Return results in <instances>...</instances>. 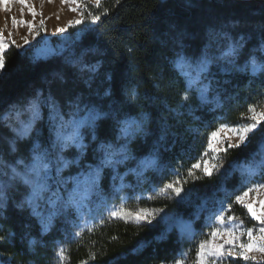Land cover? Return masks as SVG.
Here are the masks:
<instances>
[{"label": "trees", "instance_id": "16d2710c", "mask_svg": "<svg viewBox=\"0 0 264 264\" xmlns=\"http://www.w3.org/2000/svg\"><path fill=\"white\" fill-rule=\"evenodd\" d=\"M102 2L103 7L110 8L109 15L97 24L85 21L80 32L56 54L35 58L30 51L21 52L15 46L6 51L5 74L0 76V117L13 108L23 109L38 93L42 96L40 116L27 139L16 138L10 120L0 122V159L5 164L22 158L27 161L36 142L50 152L54 150L56 136L50 108L44 103L46 98L55 101L64 116L75 111L76 104L80 109L97 107L103 114L96 127L85 133L84 150L78 153L75 148H66L61 153L70 162L62 176L76 175L89 165L99 164L102 153L98 148L102 142H126L120 138L119 120L144 113V131L129 143L135 159L117 168L122 181L128 183L120 192L135 207L165 211L151 224L106 220L91 232L85 229L81 237L74 235L79 231L77 227L71 232L70 226L75 224L70 221V212H62L54 217L50 230L44 232L40 220L24 203L30 191L28 186L20 181L8 183V176L4 175L0 177L5 181L0 195V236L6 239L0 242V254L8 264H58L59 246L67 249L69 259L64 264H170L181 253H187L188 262L195 258L197 245L204 238L202 230L209 211L219 206L221 200L232 203L234 196L246 187L241 184V169L254 167L257 175L249 182H264V176L259 174L264 170L261 124L249 135L250 143L221 153L223 167L219 172L184 184L181 196L191 189L189 202L179 203L180 197H175L171 190V199L157 195L175 178L172 169H177L181 178H187L188 168L207 150L208 136L219 124H237L250 115L249 105H264V71L254 74L250 66L240 70L246 60L241 57L236 66L221 61L212 67L205 81L209 84L210 103H201L199 92L193 90L189 93L190 104L181 106L186 85L172 63L176 49L164 42L168 25L176 23L187 33L184 43L190 55H198L209 43L213 29L229 32L236 38L248 35L247 47L251 48L259 41L257 29L264 21V0H121L119 5L115 0ZM89 8L100 11L91 4ZM125 44L134 48L133 55L127 52ZM222 47V43L215 45L216 55ZM93 65L98 66L95 72L85 67ZM132 89L137 93L135 100L126 94ZM109 90L111 95H105ZM10 141H15V152L10 150ZM151 153L156 155V168L143 169L139 177L129 171L137 169ZM0 171L8 173L9 169ZM196 174L201 175L200 170ZM113 176L111 168L104 169L101 195L119 206L121 200L115 188L121 180L113 181ZM205 201L208 210L197 219V208ZM165 214L168 219H163ZM231 214L248 226L253 223L239 204H233ZM184 219L192 220L193 239L183 230ZM92 253L96 255L94 260L90 259Z\"/></svg>", "mask_w": 264, "mask_h": 264}, {"label": "snow or ice", "instance_id": "6c2138e0", "mask_svg": "<svg viewBox=\"0 0 264 264\" xmlns=\"http://www.w3.org/2000/svg\"><path fill=\"white\" fill-rule=\"evenodd\" d=\"M11 0H0V4L5 6V10H8V5ZM63 4L73 5L70 7V11L77 12L78 18L74 21H69L65 27L57 28L53 32V35L59 33L63 34L76 25L84 24L88 21L90 24H97L101 21L102 17L109 15L110 8L103 7L102 0H61ZM121 0H115V4L119 5ZM21 5L27 6L28 11L33 17V21H27L24 19L17 20L15 16L12 17V26L17 29L19 26H26L29 35L33 38L39 37L41 32H46L44 27L45 21L40 20V28L37 29L34 23L37 16V12L31 6H28L27 0H19ZM89 4L94 8L100 9L98 12L90 10ZM21 15H23V8L21 9ZM59 18V17H57ZM259 41L253 47L248 48L250 37L248 35H240L238 38L233 37L229 32L215 29L210 30V40L203 49L200 50L198 55H190L186 51V45L184 43L187 33L180 30L176 23H170L167 27L165 36V43H171L176 49L175 57L172 61L175 70L182 76L185 81V90L181 94V106L189 105L191 97L189 93L193 90L199 92V98L201 103H210L208 99L209 84H205L208 77L211 75V69L217 63L223 61L231 66H236L241 57H246L245 66L240 70H246L247 67H251L252 72L255 74L258 71H264V21L258 26ZM13 33L9 32L6 38L3 35V31L0 30V76L5 74L6 67V51L10 46H15L17 49L30 43L28 36H24L23 44L17 43L12 38ZM217 43H222L223 47L219 55H216L214 47ZM127 52L130 55L134 54V48L131 45L125 44ZM247 49V51H246ZM89 71L95 72L98 66H85ZM109 79L111 77L109 76ZM210 83V82H209ZM130 100L137 98L135 89L126 93ZM105 95H111V91H106ZM42 94H37L36 97L29 101L27 110L32 113V119L25 122L19 120L20 112L17 110L16 121L17 126L13 127V131L17 139H27L33 131L34 120L39 116V107L41 104ZM50 108V120L53 122L55 129L56 139L53 142V148H59V152L53 154L48 149L42 148L39 142L33 144L30 149V156L27 161L25 159H19L14 164H5L0 159V169L7 167L8 173L0 171V177L4 175L8 176V183L13 181H20L30 189L25 202L32 210V214L35 215L41 222L44 232L50 230L54 217L62 212H66L69 209H74L77 213L78 219L81 221L79 225H75L79 228V231L75 232V237H81L87 229L91 232L98 225H103L106 220L116 219H132L136 223L147 222L151 224L153 220L160 213H164V209H144L141 208L135 212L127 209L117 208L115 206H106V201L101 195L100 181L102 179L103 171L105 168H111L114 172L113 181L120 179L117 168L119 165L124 164L130 159H135L131 155L129 149V143L137 136L138 133L144 131V125L147 120V115L141 113L140 117L125 116L119 120L120 124V138L126 142L120 145H114L111 142H102L99 145L98 151L102 153L99 164L89 165L87 171L83 172L77 177H71L65 179L62 176L63 170L69 166L61 154L64 149L72 145L83 149L85 146L82 143L80 135V129L82 127L95 128L96 122L100 120L101 113L95 108H85L86 116L78 118V113L81 111L79 104L75 105V111L70 114V119L65 120L64 114L59 110L55 101L51 98L44 100ZM247 113L250 115L247 117L250 122L246 124H240L232 127L228 124L221 123L217 126L216 130L211 131L208 136L207 150H205L196 163H193L187 170V178H181L177 169H172L175 176L174 179L164 185L159 190L157 195L168 196L169 190L174 193L175 197H180L178 201L181 204L187 203L191 199V189L185 196H181V193L185 191L184 184L195 182L203 177H212L214 172H219L223 167V159L220 158V153L227 154L230 148H239L241 145H245L246 142L250 143L249 134L255 133L261 124H264V108L258 111V105H249ZM244 116L245 114H241ZM12 118V114H6L0 117V122L8 121ZM70 129L71 131H66ZM225 132L231 133V136H224ZM146 134V133H145ZM233 136L237 142L233 143ZM95 139V137H93ZM227 147H224V144ZM10 150L16 151L15 141L9 142ZM262 151H264V144L260 145ZM209 151L213 154V163L208 159ZM264 166V161L261 162ZM157 159L155 153H151L148 157H145L138 164L137 169H130L138 177L142 175V170L145 168H156ZM200 170L201 175H197L196 171ZM55 173V176L53 175ZM242 180L241 184L245 185L244 190L240 194L234 196L232 203H227L226 200L219 201V207H215L209 211V215L206 217L205 227L210 229L205 232L204 235L208 239H202L199 241L196 249L195 258L191 261V264H233V262L243 261L245 264L251 261L252 264H264V199L259 198V193L264 190V183H250V179L257 175L256 169L251 166H244L241 169ZM264 176V170L259 173ZM55 179L57 185H67L69 181L72 183V190L65 198L59 191H52L50 181ZM5 187V181L0 178V195H2ZM119 191V189H117ZM257 194V200L252 201L249 199L250 194ZM226 193V198H227ZM92 196L97 197L96 208L90 207ZM154 198V197H149ZM42 204H46L50 211L47 216L40 211ZM233 204H239L246 209L248 215L255 223L251 227H247L244 221L234 214H230L233 208ZM105 209L107 216H97L101 209ZM207 201L198 206L196 212V218H200V213L207 211ZM95 221L90 223L89 219ZM168 215L165 214L163 219H168ZM183 222V221H182ZM189 225L187 232L188 238L193 239L195 232L190 228V222H183ZM5 236H0V242L5 241ZM259 254L260 259H257L256 255ZM56 257L58 264H64L69 259L67 255V249L65 246H59L56 251ZM95 253H92L90 259H95ZM231 258V261H229ZM81 264H88V261H81ZM173 264H187V253H181L179 258L175 259Z\"/></svg>", "mask_w": 264, "mask_h": 264}, {"label": "rangeland", "instance_id": "374dc122", "mask_svg": "<svg viewBox=\"0 0 264 264\" xmlns=\"http://www.w3.org/2000/svg\"><path fill=\"white\" fill-rule=\"evenodd\" d=\"M28 6H31L35 9V11L37 12V16L35 18V25L36 28L39 29L40 28V20L43 19L45 21L44 27L46 29V32H41V35L39 37H35L33 38L32 35H29L28 33V29L26 26H19L17 29H14L12 26V17L15 16L17 20L19 19H24L27 21H33V17L31 15V13L28 11V7L21 5L19 3V0H11V2L8 5V10H5V6L0 4V30L3 31V35L7 38L9 32L13 33L12 38L15 39L17 41V43L19 44H23V37L24 36H28V39L30 41L29 44L24 45L23 47L19 48V50L21 52H26V51H30V53L35 57V58H48L54 54H56L61 48H63V46L65 45V43L71 39L73 36H75L76 34H78L81 30V25H76L72 28H69L67 32L63 33V34H55L53 35V32L55 31V29L57 28H61V27H65L68 25L69 21H74L75 19L78 18V13L77 12H72L70 11V7H72L73 5H68V4H63L61 2V0H27ZM90 5V4H89ZM23 8V15H21V9ZM59 17V18H57ZM206 84V83H205ZM33 100V99H31ZM29 100V101H31ZM29 103V102H28ZM28 103L27 105L23 108V109H19V108H13L11 109L9 112H7L6 114L11 113L12 114V118L10 119V123L12 128L17 126V121H16V111L18 110L20 112L19 115V120L21 121H29L32 119V113L30 111L27 110L28 108ZM90 108H95L97 111L98 108L97 107H90ZM262 108H264V105L260 108H258V111L261 110ZM40 112H41V108L39 107V116H40ZM74 112V111H73ZM71 112V113H73ZM100 112V111H99ZM64 116L65 120L70 119V114ZM101 113V112H100ZM5 114V115H6ZM87 113L84 111V109H81V111L78 113V118L80 117H84L86 116ZM102 113H101V117H102ZM38 116V117H39ZM37 117V118H38ZM36 120V119H35ZM34 120V121H35ZM250 120L247 118L244 121H241L237 124H228L232 127H235L237 125L240 124H246L249 123ZM52 130L55 134V129L53 126V122H52ZM97 125V122H96ZM96 127V126H95ZM93 129L92 127H82L80 129V135L82 138V143L84 146H86V140H85V133L90 130ZM66 131H71L70 129H66ZM224 136H231V133L225 132L223 134ZM250 135V134H249ZM16 136V135H15ZM237 140L236 138L233 136V143H236ZM224 147H227V144L225 143L223 145ZM49 150L50 149L48 147H43ZM70 149H76L78 151V153H80L83 149L77 147L76 145H72L70 147H67ZM53 154L58 153L59 152V148L57 147V150H53L51 151ZM222 153V152H221ZM220 153V156H221ZM208 159L215 163L216 161L213 160V154L209 151V156ZM143 160V159H142ZM68 161V159H67ZM94 166V165H93ZM254 168V167H252ZM87 170H81L79 173H76V175H65L63 176L65 179L71 178V177H77L79 175H81L83 172H85ZM53 175L55 176V173L53 172ZM252 183H264V182H252ZM51 187H52V191H59L61 193V195H63L65 198L67 197L68 193L72 190V183L69 181V183L67 185H57L55 179L50 181ZM128 183L125 181H121L119 183V185L115 188L116 192L118 193L119 197H120V205L116 206L115 203L112 201V199L110 197H104L105 201H106V206L111 207V206H115L117 208H123V209H127V210H131L133 212L141 209L139 207H135L134 204H131L130 202L127 203V197H125L124 195L121 194L120 192V188L127 186ZM117 189H119V191H117ZM259 198L264 199V190H262L259 193ZM249 199H251L252 201H256L257 200V194L252 193L249 196ZM97 205V197L96 196H92L91 198V203H90V207H92L93 209L96 208ZM219 207V206H217ZM40 211L44 214V216H47L49 214V207L46 204H42ZM67 212L69 213L70 216V221L71 223L75 224V225H79L81 223V221L78 219L77 213L75 212L74 209H69L66 212H64L65 214H67ZM231 214V213H230ZM95 215L100 216H107V212L105 209H101L98 213H95ZM160 215V214H159ZM158 215V216H159ZM209 215V213L206 215V217ZM206 217H205V221H204V225L206 223ZM127 220H131L132 219H127ZM183 222H190V228L191 230L194 232V228L192 226V220L190 219H184L182 220ZM90 223H94L95 221H93L90 217L89 219ZM183 230L188 234L187 229L189 227V225L183 223ZM255 223V221H253L252 225ZM245 226L247 227H251L248 226L246 223H244ZM70 225V222H69ZM75 225H71V232L74 230ZM78 228V227H77ZM79 229V228H78ZM210 229H208L207 227H204V229L202 230V234L204 236L203 239H208L207 236L204 235L205 232H208ZM76 232V231H75ZM73 233V232H72ZM253 255L257 256V259H260V255L253 253ZM194 259V258H193ZM192 259V260H193ZM188 261L187 264H191V261ZM229 261H231V258H229ZM0 264H8L4 258L1 256L0 254ZM173 264V263H170ZM233 264H245V262L243 261H238V262H233ZM247 264H252L251 261L247 262Z\"/></svg>", "mask_w": 264, "mask_h": 264}]
</instances>
